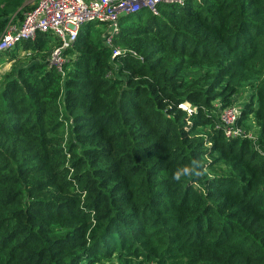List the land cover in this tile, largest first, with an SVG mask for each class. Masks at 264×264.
Here are the masks:
<instances>
[{
  "label": "trees",
  "instance_id": "1",
  "mask_svg": "<svg viewBox=\"0 0 264 264\" xmlns=\"http://www.w3.org/2000/svg\"><path fill=\"white\" fill-rule=\"evenodd\" d=\"M24 3L2 2L0 33ZM144 11L116 40L144 61L94 23L64 75L48 33L0 54L31 55L0 89V264H264V156L219 126L248 90L238 125L264 147V0ZM193 161L206 174L174 182Z\"/></svg>",
  "mask_w": 264,
  "mask_h": 264
},
{
  "label": "built area",
  "instance_id": "2",
  "mask_svg": "<svg viewBox=\"0 0 264 264\" xmlns=\"http://www.w3.org/2000/svg\"><path fill=\"white\" fill-rule=\"evenodd\" d=\"M187 0H32L31 9L24 13L20 24L10 20L0 33V54L14 48L23 40H35L39 33H48L59 43L54 46L49 62L59 72L65 74L64 65L69 59L68 48L73 47L81 28L87 24L106 27L105 43L112 49V57L130 53L144 61L136 51L124 48L116 40L121 34V18L140 10H149L154 15L160 14V5H185ZM184 105L185 107H181ZM188 113L193 108L188 103L180 104ZM243 107L232 105L219 113L220 127H223L227 138L244 137L253 141L255 149L264 156V147L259 143V135L246 133L248 130L238 125ZM97 264H118L106 262Z\"/></svg>",
  "mask_w": 264,
  "mask_h": 264
},
{
  "label": "rangeland",
  "instance_id": "3",
  "mask_svg": "<svg viewBox=\"0 0 264 264\" xmlns=\"http://www.w3.org/2000/svg\"><path fill=\"white\" fill-rule=\"evenodd\" d=\"M3 1L4 0H0V13L2 10L1 5H2ZM31 1L32 0H25L24 9L22 11H25V13L28 11V9L31 6ZM151 17H152V14L148 10H145L142 18H140V21L145 22L146 20L150 19ZM132 25L137 27V26H139V23H137L136 21H133ZM94 30H96L98 33H100L98 27L94 28ZM53 47H54V45H53ZM30 56L31 55L28 51L24 50L23 48H19L18 50L15 49V50L9 52L8 54H6V55L4 54L3 56L0 57V89L3 86L4 77L9 75V74H10V76L11 75L16 76L17 71L20 67L27 66L30 63V61H31ZM249 99H250V92L247 90L242 95L236 96L234 99L235 100L234 103L236 105L243 107L244 104L246 103V101L248 102ZM215 105H218V102H216ZM246 129L248 130L246 133H254V134L259 135L260 131H259V128L255 125V122L251 123V127L246 128ZM254 149H255V147H254ZM106 262H113V261H103L101 263H106ZM95 264H97V263H95Z\"/></svg>",
  "mask_w": 264,
  "mask_h": 264
},
{
  "label": "clouds",
  "instance_id": "4",
  "mask_svg": "<svg viewBox=\"0 0 264 264\" xmlns=\"http://www.w3.org/2000/svg\"><path fill=\"white\" fill-rule=\"evenodd\" d=\"M181 107L185 106L181 105ZM206 172L207 167L202 161H193L190 166H184L182 168L176 169L174 175L172 176V180L174 182H180L184 177H202L206 174Z\"/></svg>",
  "mask_w": 264,
  "mask_h": 264
},
{
  "label": "crops",
  "instance_id": "5",
  "mask_svg": "<svg viewBox=\"0 0 264 264\" xmlns=\"http://www.w3.org/2000/svg\"><path fill=\"white\" fill-rule=\"evenodd\" d=\"M22 16L21 17H19V16H17V14H16V12L15 13H13L12 15H11V18H10V20H12V21H14L15 23H18V24H20L21 23V21H22ZM0 20H5L4 18H2V17H0Z\"/></svg>",
  "mask_w": 264,
  "mask_h": 264
}]
</instances>
